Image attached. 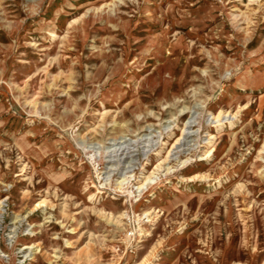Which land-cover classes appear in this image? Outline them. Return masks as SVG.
Here are the masks:
<instances>
[{"label":"rangeland","instance_id":"obj_1","mask_svg":"<svg viewBox=\"0 0 264 264\" xmlns=\"http://www.w3.org/2000/svg\"><path fill=\"white\" fill-rule=\"evenodd\" d=\"M0 264H264V0H0Z\"/></svg>","mask_w":264,"mask_h":264},{"label":"bare ground","instance_id":"obj_2","mask_svg":"<svg viewBox=\"0 0 264 264\" xmlns=\"http://www.w3.org/2000/svg\"><path fill=\"white\" fill-rule=\"evenodd\" d=\"M187 133H190L189 131H187ZM165 161V160H164Z\"/></svg>","mask_w":264,"mask_h":264}]
</instances>
